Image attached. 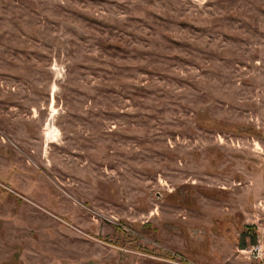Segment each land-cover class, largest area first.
<instances>
[{
	"label": "rangeland",
	"instance_id": "rangeland-1",
	"mask_svg": "<svg viewBox=\"0 0 264 264\" xmlns=\"http://www.w3.org/2000/svg\"><path fill=\"white\" fill-rule=\"evenodd\" d=\"M0 264H264V0H0Z\"/></svg>",
	"mask_w": 264,
	"mask_h": 264
},
{
	"label": "built area",
	"instance_id": "built-area-1",
	"mask_svg": "<svg viewBox=\"0 0 264 264\" xmlns=\"http://www.w3.org/2000/svg\"><path fill=\"white\" fill-rule=\"evenodd\" d=\"M260 249V247H258Z\"/></svg>",
	"mask_w": 264,
	"mask_h": 264
},
{
	"label": "bare ground",
	"instance_id": "bare-ground-1",
	"mask_svg": "<svg viewBox=\"0 0 264 264\" xmlns=\"http://www.w3.org/2000/svg\"><path fill=\"white\" fill-rule=\"evenodd\" d=\"M51 135H52V133H51Z\"/></svg>",
	"mask_w": 264,
	"mask_h": 264
}]
</instances>
